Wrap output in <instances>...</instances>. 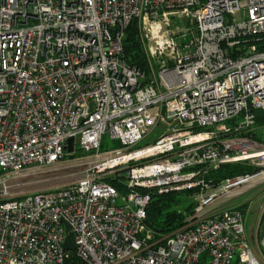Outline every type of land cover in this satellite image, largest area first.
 I'll list each match as a JSON object with an SVG mask.
<instances>
[{
    "label": "built area",
    "instance_id": "built-area-1",
    "mask_svg": "<svg viewBox=\"0 0 264 264\" xmlns=\"http://www.w3.org/2000/svg\"><path fill=\"white\" fill-rule=\"evenodd\" d=\"M133 21L160 38L152 75L123 58ZM255 111L264 0H0V264H264V200L255 248L234 201L264 184ZM231 163L255 170L205 179ZM184 190L191 213L155 236L151 194Z\"/></svg>",
    "mask_w": 264,
    "mask_h": 264
},
{
    "label": "trees",
    "instance_id": "trees-1",
    "mask_svg": "<svg viewBox=\"0 0 264 264\" xmlns=\"http://www.w3.org/2000/svg\"><path fill=\"white\" fill-rule=\"evenodd\" d=\"M137 35V27L133 21L125 30V35L122 41V55L129 64L138 66L147 71V63L143 52L139 47V38ZM254 117L256 130L251 135L255 140L261 142V139L257 134V129L262 130L264 128V112L255 111ZM254 170V168L247 166L244 163L224 164L217 170L210 171L205 176V179L217 184L225 178L250 173ZM109 183L118 188L120 192H124V189L115 179H109ZM192 192L194 191H174L167 194L152 193L146 208V217L144 220L146 228L155 236H163L180 227L184 219L183 212L188 214L191 213L195 205V203L193 204V202H189L186 198V196ZM72 260L75 264H79L77 260Z\"/></svg>",
    "mask_w": 264,
    "mask_h": 264
},
{
    "label": "rangeland",
    "instance_id": "rangeland-1",
    "mask_svg": "<svg viewBox=\"0 0 264 264\" xmlns=\"http://www.w3.org/2000/svg\"><path fill=\"white\" fill-rule=\"evenodd\" d=\"M173 22L181 23L179 21V19H175V20L173 19ZM137 34H138V31H137ZM155 41H156L155 38H139V47L143 52L144 58H145L146 63H147L146 70L150 75H152L156 70V68H155L156 65L154 63L155 60L150 55L151 54L150 48L155 46ZM164 53L167 54V52H164ZM162 56H164V55H162ZM161 59L162 58H160V60ZM164 126H165V124L161 123L160 126L153 132V134L149 138H147L143 141V144L144 143H150L155 138H157L160 135ZM259 130L257 129V134L259 135L261 142H262V145L264 146V128L260 131ZM116 146H117L116 142H113L112 140L109 139L107 134H104L103 140H102V150H110L111 148L116 147ZM245 165L250 166L247 163ZM61 183H62L61 181L49 180V181L42 182L38 185H35L33 187H30V188H28V190H30V191L43 190V189L49 188L51 186L60 185ZM263 185H261V186L256 185V186L252 187L248 191L243 192L241 195H239L234 200L235 202H238V203L243 204L245 206H249V212H248L247 217H246V229H247L248 238H249V240L253 246L255 245V238H256L255 220H256L257 214H255V213H257L259 206L261 205L262 201L264 200V186ZM193 195H194V192L190 193L188 196H186V198L189 202H193V204H194L195 202H194V196ZM186 214H188V213H186ZM263 224H264V219H263ZM254 248H255V246H254ZM234 261L235 260H233L231 264H235Z\"/></svg>",
    "mask_w": 264,
    "mask_h": 264
},
{
    "label": "water",
    "instance_id": "water-1",
    "mask_svg": "<svg viewBox=\"0 0 264 264\" xmlns=\"http://www.w3.org/2000/svg\"><path fill=\"white\" fill-rule=\"evenodd\" d=\"M72 139H68L67 141V150L71 151L72 150ZM69 230V226L66 225V231ZM63 248L66 250H73L74 249V244H73V237L71 233H68L65 239V243L63 245Z\"/></svg>",
    "mask_w": 264,
    "mask_h": 264
},
{
    "label": "bare ground",
    "instance_id": "bare-ground-1",
    "mask_svg": "<svg viewBox=\"0 0 264 264\" xmlns=\"http://www.w3.org/2000/svg\"><path fill=\"white\" fill-rule=\"evenodd\" d=\"M156 35H157V33H156ZM155 39L159 41L160 38H155Z\"/></svg>",
    "mask_w": 264,
    "mask_h": 264
}]
</instances>
